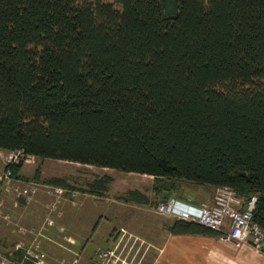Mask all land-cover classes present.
<instances>
[{
    "label": "trees",
    "instance_id": "16d2710c",
    "mask_svg": "<svg viewBox=\"0 0 264 264\" xmlns=\"http://www.w3.org/2000/svg\"><path fill=\"white\" fill-rule=\"evenodd\" d=\"M263 83L264 0H0L1 151L228 187L257 197L262 228ZM111 182L84 193L103 197ZM120 199L152 205L137 190ZM167 229L220 237L186 221Z\"/></svg>",
    "mask_w": 264,
    "mask_h": 264
},
{
    "label": "rangeland",
    "instance_id": "374dc122",
    "mask_svg": "<svg viewBox=\"0 0 264 264\" xmlns=\"http://www.w3.org/2000/svg\"><path fill=\"white\" fill-rule=\"evenodd\" d=\"M103 1L114 4V0ZM2 157L0 153V164H3ZM37 168L43 171L44 179L55 176L67 180L72 187L69 191L75 195L65 194L53 213L47 208L50 199L41 190L25 206L13 207L11 197L4 196V214L9 215L10 227L6 220H0V252L3 255L22 242L23 248L34 253L36 245L40 255L44 256L41 264H152L165 243L167 234L163 224L171 220L156 213L161 198L155 188L164 187L170 192L168 197L194 206H199L198 198L208 196L203 203L211 204L214 197V189L207 192V188L194 182L176 180L171 188L170 181H155L147 175L35 157H29L23 163L20 172L30 178L22 180L32 181ZM104 175L111 177L112 182L103 197L84 193L89 182ZM129 190L141 192L152 205L123 202L120 198ZM38 196L42 198V206L35 203ZM31 211L37 216L19 221L18 226L36 230L35 241L32 236L24 237L14 225L11 227L12 221L29 216L33 213ZM28 216L25 217L28 219ZM99 218L101 221L96 232ZM48 230L54 234L49 235ZM101 252L110 253L100 258Z\"/></svg>",
    "mask_w": 264,
    "mask_h": 264
},
{
    "label": "built area",
    "instance_id": "2783aa9c",
    "mask_svg": "<svg viewBox=\"0 0 264 264\" xmlns=\"http://www.w3.org/2000/svg\"><path fill=\"white\" fill-rule=\"evenodd\" d=\"M3 169L0 170V220L4 219L7 224L10 222L9 215L4 214V196L11 197L13 207L27 205L32 198L43 191L50 199L47 208L53 213L56 205L64 195L73 197L75 193L58 186H52L34 181H24L14 176L12 166L24 163L27 158L32 157L26 154L23 149H16L2 153ZM257 197L242 198L228 187L214 188V197L211 204L203 203L199 206L167 197L160 200L156 207V213L166 216L175 221H186L197 223L220 233V238L233 243L235 246L248 245L264 254V228L252 222V213L255 208ZM49 224L52 221L47 218ZM18 231L25 235L32 236L36 240V230H28L18 227ZM1 251V247H0ZM23 251L24 258H30L35 264H41L43 254L40 255L35 245L34 253L23 248V243L18 242L12 250L6 251L3 255L0 252V264H22L16 262L14 252ZM36 253V254H35ZM110 252H101L98 256L104 258Z\"/></svg>",
    "mask_w": 264,
    "mask_h": 264
},
{
    "label": "crops",
    "instance_id": "0c3cea01",
    "mask_svg": "<svg viewBox=\"0 0 264 264\" xmlns=\"http://www.w3.org/2000/svg\"><path fill=\"white\" fill-rule=\"evenodd\" d=\"M0 153H3V151L0 150ZM2 167L3 164H0V170ZM40 172V181H42L44 180V173L41 170ZM19 175L23 179L30 178L21 172H19ZM204 188H207L205 189L207 192L213 189L207 186H204ZM208 199V196L198 198V204L201 205V203ZM35 203L38 206H42V198L38 196ZM130 204L133 203H129V205ZM124 205L129 206L128 204ZM31 212L33 213L29 216L25 215L28 216V219L25 216H21L18 217L17 220L12 221L11 227L13 228L12 225H14L17 229L20 227L18 226L19 221H26L37 216V214H35L36 212ZM100 221L101 218H99L97 222L96 232L99 228ZM172 221L171 219L167 224H163L164 232L167 234L164 241L165 243L159 248L158 255L152 264H264V254L248 245L235 246L233 243L223 240L220 237L170 235L167 228ZM8 226L10 227L9 224ZM47 232L49 235L54 234L49 230Z\"/></svg>",
    "mask_w": 264,
    "mask_h": 264
},
{
    "label": "water",
    "instance_id": "95a60500",
    "mask_svg": "<svg viewBox=\"0 0 264 264\" xmlns=\"http://www.w3.org/2000/svg\"><path fill=\"white\" fill-rule=\"evenodd\" d=\"M167 197H168V196H167V193L164 192V193H163V198H162V200H165Z\"/></svg>",
    "mask_w": 264,
    "mask_h": 264
}]
</instances>
